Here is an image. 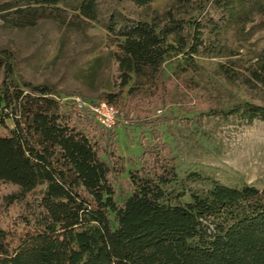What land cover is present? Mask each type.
Masks as SVG:
<instances>
[{"label":"trees","instance_id":"obj_1","mask_svg":"<svg viewBox=\"0 0 264 264\" xmlns=\"http://www.w3.org/2000/svg\"><path fill=\"white\" fill-rule=\"evenodd\" d=\"M66 1L23 0L13 9L0 3V19L17 28L41 16L59 20L57 4ZM126 1L141 8L152 0ZM208 1L200 8L196 0H174L148 22L102 0H78V14L104 16L117 39L121 87L133 78L125 92L102 99L145 119L151 108L139 102V83L149 80L150 103L164 102V59L225 52L217 36L264 13V0ZM13 57L0 47V182L13 186L0 195V210H15L0 223V264H264V187L190 170L178 188L177 157L159 128L169 115L147 120L151 138L124 176L132 158L119 152L117 124L105 127L87 107L64 106L52 84L15 80ZM249 77L264 88V41ZM227 109L264 120V105L249 100ZM197 179L208 185H189Z\"/></svg>","mask_w":264,"mask_h":264},{"label":"rangeland","instance_id":"obj_2","mask_svg":"<svg viewBox=\"0 0 264 264\" xmlns=\"http://www.w3.org/2000/svg\"><path fill=\"white\" fill-rule=\"evenodd\" d=\"M173 1L152 0L141 8L132 7L126 0H102V4L117 6L133 17L153 22V17ZM22 2L0 0L10 9ZM196 3L200 8L209 6L208 0ZM77 4L78 0L57 4L62 13L59 20L41 16L32 27L17 28L0 19V47L9 48L14 55L13 78L52 84L64 106L72 104L68 96L98 100L108 91L125 92L133 82L131 78L121 87L122 73L115 57L117 39L105 28L104 16L89 20L78 14ZM216 39L226 45L225 52L196 54L192 58L171 53L164 59V102L150 103L146 98L152 91L149 80L139 83L143 88L139 102L151 108L145 119L134 111L123 114L117 108L119 152L132 158L126 163L124 176L137 165L135 156L142 151L144 141L151 138V123L147 120L169 115L172 119L159 124V128L177 157L178 188L190 170L231 185L249 182L264 187V120L247 121L240 113L227 109L243 99L264 105L263 86L249 79V67L264 41V13L252 14L242 27L232 24ZM6 123L10 126L12 120L6 118ZM4 130L0 126V132ZM189 185L208 183L197 179ZM12 187L0 182V195ZM10 210H0V223L10 221L15 212L14 208Z\"/></svg>","mask_w":264,"mask_h":264},{"label":"built area","instance_id":"obj_3","mask_svg":"<svg viewBox=\"0 0 264 264\" xmlns=\"http://www.w3.org/2000/svg\"><path fill=\"white\" fill-rule=\"evenodd\" d=\"M72 104L76 107H87L94 118L103 126L111 127L116 124L118 119V109L112 103L104 99L93 100L82 96H68Z\"/></svg>","mask_w":264,"mask_h":264}]
</instances>
